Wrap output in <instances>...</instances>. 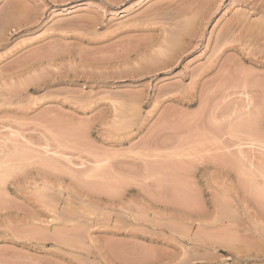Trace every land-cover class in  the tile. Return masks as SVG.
<instances>
[{"label": "rangeland", "instance_id": "rangeland-1", "mask_svg": "<svg viewBox=\"0 0 264 264\" xmlns=\"http://www.w3.org/2000/svg\"><path fill=\"white\" fill-rule=\"evenodd\" d=\"M0 166V264H264V0H0Z\"/></svg>", "mask_w": 264, "mask_h": 264}, {"label": "bare ground", "instance_id": "bare-ground-1", "mask_svg": "<svg viewBox=\"0 0 264 264\" xmlns=\"http://www.w3.org/2000/svg\"><path fill=\"white\" fill-rule=\"evenodd\" d=\"M1 167V166H0ZM99 167V166H98ZM5 173V172H4Z\"/></svg>", "mask_w": 264, "mask_h": 264}]
</instances>
